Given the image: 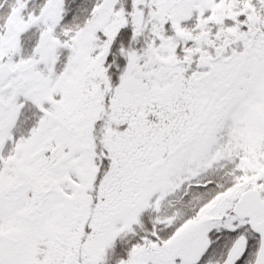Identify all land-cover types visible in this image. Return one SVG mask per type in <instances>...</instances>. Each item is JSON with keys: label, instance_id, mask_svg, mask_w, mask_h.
I'll list each match as a JSON object with an SVG mask.
<instances>
[{"label": "snow or ice", "instance_id": "1", "mask_svg": "<svg viewBox=\"0 0 264 264\" xmlns=\"http://www.w3.org/2000/svg\"><path fill=\"white\" fill-rule=\"evenodd\" d=\"M0 264H264V0H0Z\"/></svg>", "mask_w": 264, "mask_h": 264}]
</instances>
